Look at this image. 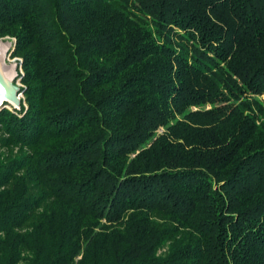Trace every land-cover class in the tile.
<instances>
[{
  "label": "trees",
  "instance_id": "1",
  "mask_svg": "<svg viewBox=\"0 0 264 264\" xmlns=\"http://www.w3.org/2000/svg\"><path fill=\"white\" fill-rule=\"evenodd\" d=\"M5 38L0 264H264V0H0Z\"/></svg>",
  "mask_w": 264,
  "mask_h": 264
},
{
  "label": "bare ground",
  "instance_id": "2",
  "mask_svg": "<svg viewBox=\"0 0 264 264\" xmlns=\"http://www.w3.org/2000/svg\"><path fill=\"white\" fill-rule=\"evenodd\" d=\"M10 43H0V101L7 99L11 104L17 106L19 96L11 87L13 78L16 76V63L6 61V52Z\"/></svg>",
  "mask_w": 264,
  "mask_h": 264
},
{
  "label": "rangeland",
  "instance_id": "3",
  "mask_svg": "<svg viewBox=\"0 0 264 264\" xmlns=\"http://www.w3.org/2000/svg\"><path fill=\"white\" fill-rule=\"evenodd\" d=\"M0 41L1 42L4 41V42H9L10 43V46H9L7 52H6V61L8 63H16V76L13 78L12 83L20 88L21 87V83H20V80H19V77H18V71L21 72L20 63H19L20 61H19V59L10 56V52H11L12 46H13V40H11L10 38H5V39H0ZM18 92L20 93V91H18ZM18 96L20 97V101H21V99L23 98L22 94H19ZM0 107H6V108H8L10 110L14 109L8 103L4 104V102L2 104H0ZM18 107L20 108V103H19Z\"/></svg>",
  "mask_w": 264,
  "mask_h": 264
},
{
  "label": "water",
  "instance_id": "4",
  "mask_svg": "<svg viewBox=\"0 0 264 264\" xmlns=\"http://www.w3.org/2000/svg\"><path fill=\"white\" fill-rule=\"evenodd\" d=\"M1 82L3 83L2 80H0V84H1ZM11 87L14 89V92H15V93H17L18 95L21 94V92H20V93L18 92V91H20V88H19L18 86H16L15 84L11 83ZM3 102L8 103L9 105H11V106H12L13 108H15V109H19L18 106H19V103H20V97H19L18 105H17V106L11 104L7 99H3L2 101H0V104H2Z\"/></svg>",
  "mask_w": 264,
  "mask_h": 264
}]
</instances>
